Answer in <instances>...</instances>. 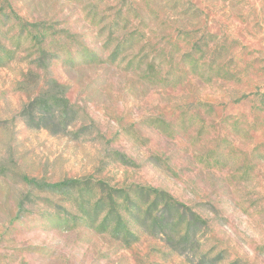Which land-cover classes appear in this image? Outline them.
Masks as SVG:
<instances>
[{
	"label": "rangeland",
	"instance_id": "374dc122",
	"mask_svg": "<svg viewBox=\"0 0 264 264\" xmlns=\"http://www.w3.org/2000/svg\"><path fill=\"white\" fill-rule=\"evenodd\" d=\"M2 52L0 264H264V0H0ZM137 186L206 220L199 252L104 222Z\"/></svg>",
	"mask_w": 264,
	"mask_h": 264
},
{
	"label": "trees",
	"instance_id": "16d2710c",
	"mask_svg": "<svg viewBox=\"0 0 264 264\" xmlns=\"http://www.w3.org/2000/svg\"><path fill=\"white\" fill-rule=\"evenodd\" d=\"M41 36L42 37L38 38V43L42 50V54L48 52L53 47L60 48V38H57V40L53 38L55 36L50 34L48 28L43 25ZM63 45L64 44H62V48H64ZM195 46L196 44H192L191 50H194ZM200 51L197 59H194V65H197L199 59L205 57V49ZM11 57L13 56L8 55V53H0V65L2 64V61ZM142 59H146V56H142ZM73 61L74 60H71L72 63ZM146 64L150 69L155 68L153 60L146 62ZM193 72L195 73L197 71L193 70ZM229 75V78H233L237 75V72L234 71L232 74L229 73ZM263 95L264 94H262V96ZM63 101L65 102L66 100ZM46 103L51 104V101L46 99ZM54 110L55 108L51 110L52 115L55 113ZM58 111L60 119L64 121L66 117L65 107H62V110ZM76 181L77 180L75 179H69L47 185H50L51 187H70L73 186ZM119 192L117 193L115 190L113 191L110 189L107 192H99L98 203L105 200V198L107 201H110L109 208L104 215V222L108 220L109 217L113 219L117 218L116 220L122 221L121 223H118L119 225H125L126 223L127 226V224L129 225V222H132V224L141 231L153 236L161 237L174 250L195 249L199 252L200 244L197 234L203 230V227L207 225V222L191 205L183 203L165 189L152 186H137L135 187V190L127 189ZM112 202L115 206L113 211ZM100 208L104 209L103 206ZM107 223L102 226H108L109 224ZM125 234L124 239L126 241H130V239L128 240L129 235L133 236L134 240L138 237L129 226H127Z\"/></svg>",
	"mask_w": 264,
	"mask_h": 264
}]
</instances>
